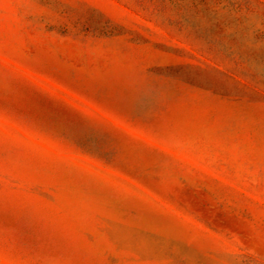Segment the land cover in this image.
<instances>
[{"label": "rangeland", "instance_id": "obj_1", "mask_svg": "<svg viewBox=\"0 0 264 264\" xmlns=\"http://www.w3.org/2000/svg\"><path fill=\"white\" fill-rule=\"evenodd\" d=\"M0 264H264V0H0Z\"/></svg>", "mask_w": 264, "mask_h": 264}]
</instances>
